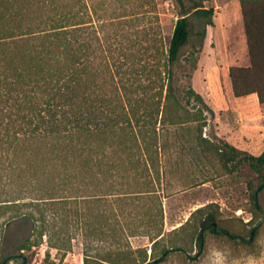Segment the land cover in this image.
<instances>
[{
	"label": "trees",
	"instance_id": "obj_1",
	"mask_svg": "<svg viewBox=\"0 0 264 264\" xmlns=\"http://www.w3.org/2000/svg\"><path fill=\"white\" fill-rule=\"evenodd\" d=\"M174 1L180 14L166 39L160 25L153 31L145 24L158 21L154 0H0V215L30 224L19 251L44 241L67 251L69 229L79 228L81 215L140 214L143 208L163 218L161 130L205 121V109L211 112L191 87L186 95L204 110L185 107L174 67L193 31L190 16L201 20L204 38L214 9L205 0ZM238 1L249 65L229 67L231 91L235 97L255 93L264 103V0ZM200 131V145L225 166L238 161L259 180L252 213L263 214L257 196L264 187V150L256 156L226 141L218 146ZM194 212L200 215L191 236L201 249L203 231L217 229V222L205 206ZM147 232L152 255L161 228ZM18 256L27 262V255ZM146 261L145 250L139 262L123 263Z\"/></svg>",
	"mask_w": 264,
	"mask_h": 264
},
{
	"label": "rangeland",
	"instance_id": "obj_2",
	"mask_svg": "<svg viewBox=\"0 0 264 264\" xmlns=\"http://www.w3.org/2000/svg\"><path fill=\"white\" fill-rule=\"evenodd\" d=\"M154 4L158 21L152 18L145 24L153 31L160 25L168 39L180 14L178 6L174 0H154ZM203 4L214 9L213 25L206 26L202 38L201 20L190 16L193 31L174 72L178 95L185 107L204 110L202 104L186 95V89L191 87L211 112L205 109V121L161 130L162 178L157 190L163 218L155 215V210L153 215L143 214V208L139 209L140 214L133 211L130 215H81L79 228L69 229L72 237L67 251L48 247L45 241L19 251L30 224L11 219L13 215H0V264H84V253L90 256L88 264L137 263L145 250L149 264H264V220L250 239L251 230L262 218V213H252L251 192L259 186V180L238 161L225 166L224 160L197 140L201 128V138L212 144L222 146L226 141L256 156L264 150V103L251 94L244 99L235 98L228 77L230 66L249 65L239 1L205 0ZM193 60L195 68L191 66ZM257 203L264 211V187L258 193ZM204 206L205 213L215 216L217 232L206 228L200 249L191 229L200 215L194 211ZM94 213H98L96 205ZM190 215L195 216L186 222ZM158 228L161 236L151 255V239L146 233L150 229L155 233ZM102 231L107 235L103 240L97 236ZM133 233L136 235L132 236ZM234 236L251 242L245 244ZM164 249L172 250L161 261ZM19 253L27 255V262Z\"/></svg>",
	"mask_w": 264,
	"mask_h": 264
},
{
	"label": "water",
	"instance_id": "obj_3",
	"mask_svg": "<svg viewBox=\"0 0 264 264\" xmlns=\"http://www.w3.org/2000/svg\"><path fill=\"white\" fill-rule=\"evenodd\" d=\"M263 220H264V211H263V214H262V218L258 221V224L261 223ZM214 229H215V225H214ZM252 234H253V231H252Z\"/></svg>",
	"mask_w": 264,
	"mask_h": 264
},
{
	"label": "crops",
	"instance_id": "obj_4",
	"mask_svg": "<svg viewBox=\"0 0 264 264\" xmlns=\"http://www.w3.org/2000/svg\"><path fill=\"white\" fill-rule=\"evenodd\" d=\"M238 1V0H237ZM251 95H255L256 96V94H251ZM247 96H242V97H235V98H240V99H244V98H246ZM256 98H257V96H256Z\"/></svg>",
	"mask_w": 264,
	"mask_h": 264
},
{
	"label": "flooded vegetation",
	"instance_id": "obj_5",
	"mask_svg": "<svg viewBox=\"0 0 264 264\" xmlns=\"http://www.w3.org/2000/svg\"><path fill=\"white\" fill-rule=\"evenodd\" d=\"M213 229V231H217V229H216V226H215V229H214V227L212 228ZM223 233V232H222ZM202 247V246H201Z\"/></svg>",
	"mask_w": 264,
	"mask_h": 264
}]
</instances>
